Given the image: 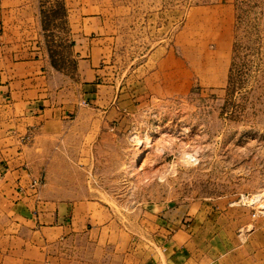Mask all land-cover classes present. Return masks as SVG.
Returning <instances> with one entry per match:
<instances>
[{"label":"rangeland","instance_id":"374dc122","mask_svg":"<svg viewBox=\"0 0 264 264\" xmlns=\"http://www.w3.org/2000/svg\"><path fill=\"white\" fill-rule=\"evenodd\" d=\"M225 2L234 8L227 82L195 77L188 93H147L140 77L175 46L177 25H208L195 9ZM3 25H31L28 35L72 78L73 117L115 128L108 141L94 138L88 179L102 187L105 231L150 253L185 225L196 252L264 264V0H0ZM92 39L108 48L94 80L77 65ZM186 46L191 55L204 47ZM91 82L86 99L81 84Z\"/></svg>","mask_w":264,"mask_h":264},{"label":"crops","instance_id":"0c3cea01","mask_svg":"<svg viewBox=\"0 0 264 264\" xmlns=\"http://www.w3.org/2000/svg\"><path fill=\"white\" fill-rule=\"evenodd\" d=\"M195 12L205 14L208 25H177L175 46L140 77L147 93H188L195 77L214 85L229 79L233 5ZM27 27L3 25L0 32V264H205L210 255L190 247L193 235L185 225L150 253L136 240L126 243L122 231H105L109 212L97 193L102 187L88 179L96 173L94 138L108 141L115 128L107 118L73 117L72 78L54 68ZM188 40L204 47L191 55ZM105 41H88V53L77 64L82 75H101ZM95 87L81 84L86 99ZM34 181L42 183L33 187ZM232 252L217 254L211 263L232 261Z\"/></svg>","mask_w":264,"mask_h":264},{"label":"built area","instance_id":"2783aa9c","mask_svg":"<svg viewBox=\"0 0 264 264\" xmlns=\"http://www.w3.org/2000/svg\"><path fill=\"white\" fill-rule=\"evenodd\" d=\"M42 183V181H34L33 182V187H37L38 185H40Z\"/></svg>","mask_w":264,"mask_h":264}]
</instances>
